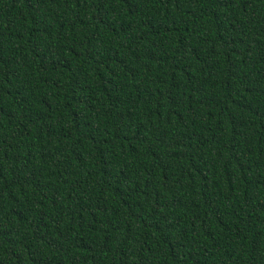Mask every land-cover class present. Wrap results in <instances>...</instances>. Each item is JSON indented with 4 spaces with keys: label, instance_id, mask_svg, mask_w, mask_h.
<instances>
[{
    "label": "trees",
    "instance_id": "1",
    "mask_svg": "<svg viewBox=\"0 0 264 264\" xmlns=\"http://www.w3.org/2000/svg\"><path fill=\"white\" fill-rule=\"evenodd\" d=\"M0 264H264V0H0Z\"/></svg>",
    "mask_w": 264,
    "mask_h": 264
}]
</instances>
